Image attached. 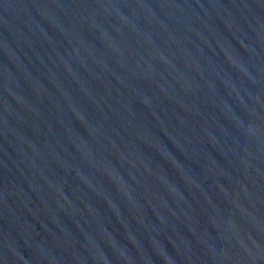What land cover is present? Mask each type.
<instances>
[{"label":"water","instance_id":"water-1","mask_svg":"<svg viewBox=\"0 0 264 264\" xmlns=\"http://www.w3.org/2000/svg\"><path fill=\"white\" fill-rule=\"evenodd\" d=\"M0 264H264V0H0Z\"/></svg>","mask_w":264,"mask_h":264}]
</instances>
